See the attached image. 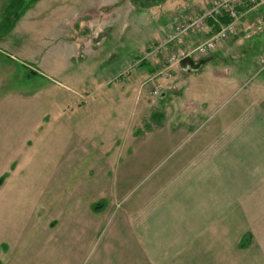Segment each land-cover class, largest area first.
I'll return each instance as SVG.
<instances>
[{"label": "rangeland", "instance_id": "obj_1", "mask_svg": "<svg viewBox=\"0 0 264 264\" xmlns=\"http://www.w3.org/2000/svg\"><path fill=\"white\" fill-rule=\"evenodd\" d=\"M209 2L0 0V255L38 248L34 237L49 213L43 201L49 185L101 204L93 210L106 218L110 211L134 216L144 205H158L164 216L179 203L190 206L192 187L205 181L182 155L195 152L224 114L239 117L253 95L263 97L264 32L242 31L252 24L248 17L209 52L197 71L236 74L240 84L227 80L211 98L213 112L190 135L167 139L170 127L160 128L153 151L141 128L148 113L132 104L159 103L161 91L180 87L181 76L196 72L162 67L168 54L152 50ZM206 36L198 32L185 42L193 47ZM143 61L177 73L137 70ZM153 83L161 86L158 96L151 94ZM150 152L154 157L144 160ZM194 166L201 167L199 160ZM191 209L198 215L190 217L199 219L200 208ZM157 228L167 234L164 224L148 230Z\"/></svg>", "mask_w": 264, "mask_h": 264}, {"label": "crops", "instance_id": "obj_2", "mask_svg": "<svg viewBox=\"0 0 264 264\" xmlns=\"http://www.w3.org/2000/svg\"><path fill=\"white\" fill-rule=\"evenodd\" d=\"M162 67L160 63L152 69L144 61L137 70L154 73ZM175 73L173 68L170 76ZM181 78L180 87L161 91L159 103L132 104L133 110L148 113L140 118L141 128L153 151L162 139L153 137L155 131L170 127L163 137L167 139L182 132L190 135L213 112L211 98L227 80L240 84L236 74L227 78L206 70ZM257 95L239 117L224 114L220 125L215 123L202 136L195 152L182 155L205 181L192 187L189 207L186 201L179 203L164 216L158 205H144L134 216L110 211L106 218L93 210L101 204L73 192L59 193L67 188L62 184L49 185L43 197L49 213L34 237L38 248L6 250L0 264H264V94ZM154 155L150 152L144 160ZM197 160L199 168L194 166ZM192 205L200 208L197 220L191 218L198 215ZM154 223L167 225V237L158 228L148 230ZM102 232L103 242L97 240Z\"/></svg>", "mask_w": 264, "mask_h": 264}, {"label": "built area", "instance_id": "obj_3", "mask_svg": "<svg viewBox=\"0 0 264 264\" xmlns=\"http://www.w3.org/2000/svg\"><path fill=\"white\" fill-rule=\"evenodd\" d=\"M252 17V24L244 32H264V0H210L209 6L202 12L190 15L182 23L176 24L171 36L166 42L154 47L153 52L165 51L168 56L165 60L166 67L177 65L180 59L190 56L203 57L213 51L220 41L237 33L239 23ZM205 31L207 36L198 45H187V37L195 36L198 32ZM175 46L172 50L169 46ZM159 71V75L168 76L170 72ZM158 75V73L156 74ZM161 86L153 83L151 94L158 96Z\"/></svg>", "mask_w": 264, "mask_h": 264}, {"label": "water", "instance_id": "obj_4", "mask_svg": "<svg viewBox=\"0 0 264 264\" xmlns=\"http://www.w3.org/2000/svg\"><path fill=\"white\" fill-rule=\"evenodd\" d=\"M210 58H202L195 60L190 56L182 58L179 62L178 65L182 68L185 69L186 71H197L201 66H203L206 62H208Z\"/></svg>", "mask_w": 264, "mask_h": 264}, {"label": "trees", "instance_id": "obj_5", "mask_svg": "<svg viewBox=\"0 0 264 264\" xmlns=\"http://www.w3.org/2000/svg\"><path fill=\"white\" fill-rule=\"evenodd\" d=\"M144 62V61H143Z\"/></svg>", "mask_w": 264, "mask_h": 264}]
</instances>
